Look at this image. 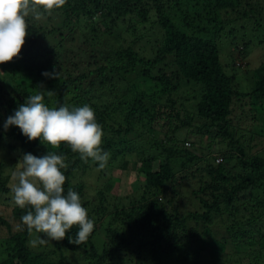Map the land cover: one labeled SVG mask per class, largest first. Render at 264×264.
Returning <instances> with one entry per match:
<instances>
[{
    "label": "trees",
    "instance_id": "16d2710c",
    "mask_svg": "<svg viewBox=\"0 0 264 264\" xmlns=\"http://www.w3.org/2000/svg\"><path fill=\"white\" fill-rule=\"evenodd\" d=\"M26 22L19 57L0 64V205L11 211L0 216L9 234L0 264H72L64 251L82 250L90 264H264V0H67ZM144 40L149 56L136 49ZM256 51L263 61L253 67ZM42 88L55 94L45 95L50 108L92 107L110 153L104 169L67 144L4 130ZM48 151L66 157L65 194L80 195L95 228L86 243L50 240L54 250L36 252L11 174L24 154ZM96 170L137 178L124 195L92 196L84 177Z\"/></svg>",
    "mask_w": 264,
    "mask_h": 264
},
{
    "label": "clouds",
    "instance_id": "9594fccd",
    "mask_svg": "<svg viewBox=\"0 0 264 264\" xmlns=\"http://www.w3.org/2000/svg\"><path fill=\"white\" fill-rule=\"evenodd\" d=\"M66 3L67 0H0V64L19 57L28 36L26 18L31 15L40 20L44 13L51 14ZM43 75L58 77L55 72ZM45 95L55 94L43 89L27 96L25 103L7 118L4 130L17 126L29 141L39 140L54 148L67 144L81 159L91 158L104 169L110 153L101 147L104 133L92 107L85 104L71 109L63 105L50 108L43 102ZM65 160V156L49 151L40 157L26 153L11 174L15 182L11 186L14 204L28 209L21 217L22 225L29 234L35 231L44 237L29 240L33 248L65 238L79 245L86 243L94 231L95 223L80 195L72 188L65 194ZM73 226L79 229L75 240L68 236Z\"/></svg>",
    "mask_w": 264,
    "mask_h": 264
},
{
    "label": "rangeland",
    "instance_id": "374dc122",
    "mask_svg": "<svg viewBox=\"0 0 264 264\" xmlns=\"http://www.w3.org/2000/svg\"><path fill=\"white\" fill-rule=\"evenodd\" d=\"M112 42V41H111ZM130 42L129 38L127 37H121V39H119V44L122 45H128ZM148 40H144V41H139L136 45V49L138 50L140 47L144 48V53L145 55L149 56L150 55V44L147 43ZM114 43V42H112ZM263 55V52H255L252 55V58L250 57L249 61L253 62V67H257L258 65L261 64V62L263 61L261 56ZM223 58V55H222ZM224 59V58H223ZM33 94H36L38 89L36 90H32L30 89ZM6 121H4L5 123ZM7 146V142L2 141L0 142V161L4 160V155L5 152L8 151L7 149H5V147ZM11 155L15 156V154L13 152H11ZM111 170V168H110ZM108 170V171H110ZM115 174V173H114ZM136 173L134 171H126L122 174V178H121V182L118 181H113L109 178V176L104 175L101 176L100 171L96 170V171H91L88 172L87 175L84 177V181L86 182L87 185V192L89 194H91L93 196V194L95 193V191L99 190V189H105V190H111L114 187L113 190V194L115 195H124L126 194L130 188H131V184L134 182V180H136ZM113 175H111L112 177ZM1 198V196H0ZM94 206L96 207V205L94 204ZM10 209L8 207H4L2 205H0V216H4V218L11 220L10 219ZM107 216L105 215L104 219L101 221V223H99V229H98V234L95 238V242L96 244L101 247L103 245V241H104V226H106V222H107ZM13 224V232H16L18 227L16 226V224L14 222H12ZM9 234L7 233V230L5 228H2L0 230V248H2V250L0 249V260H2L3 258L6 257V247H4V239L8 238ZM37 236L41 237L40 233H36L35 231H33L31 233L30 236V240L36 238ZM30 246V245H29ZM52 244L50 242H48L46 245L40 246L38 245L36 248L31 247L34 251L36 252H45V251H49L51 250ZM54 250V248L52 249ZM86 250H82L79 253H72V252H68V251H64L63 255L65 256L66 260L71 262L72 264H90L89 260L86 258ZM60 252H58L57 255H53V256H60ZM245 264H249V262H245Z\"/></svg>",
    "mask_w": 264,
    "mask_h": 264
},
{
    "label": "built area",
    "instance_id": "2783aa9c",
    "mask_svg": "<svg viewBox=\"0 0 264 264\" xmlns=\"http://www.w3.org/2000/svg\"><path fill=\"white\" fill-rule=\"evenodd\" d=\"M221 160L218 159V162H220Z\"/></svg>",
    "mask_w": 264,
    "mask_h": 264
}]
</instances>
